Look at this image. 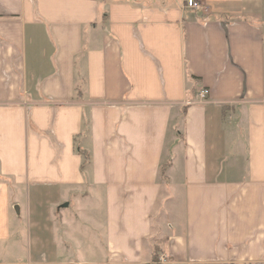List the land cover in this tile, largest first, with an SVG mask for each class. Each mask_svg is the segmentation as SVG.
Instances as JSON below:
<instances>
[{"label": "crops", "instance_id": "crops-1", "mask_svg": "<svg viewBox=\"0 0 264 264\" xmlns=\"http://www.w3.org/2000/svg\"><path fill=\"white\" fill-rule=\"evenodd\" d=\"M197 1L0 0V264H264V0Z\"/></svg>", "mask_w": 264, "mask_h": 264}, {"label": "trees", "instance_id": "trees-1", "mask_svg": "<svg viewBox=\"0 0 264 264\" xmlns=\"http://www.w3.org/2000/svg\"><path fill=\"white\" fill-rule=\"evenodd\" d=\"M90 132L89 128V120L85 121V125H83V133L84 135H88ZM75 142L77 144V153L81 156L82 162H81V171L83 174L86 173L88 168L92 165V153L88 150L83 149L80 144L78 138L75 139Z\"/></svg>", "mask_w": 264, "mask_h": 264}, {"label": "built area", "instance_id": "built-area-1", "mask_svg": "<svg viewBox=\"0 0 264 264\" xmlns=\"http://www.w3.org/2000/svg\"><path fill=\"white\" fill-rule=\"evenodd\" d=\"M186 5H187V7L192 8V9H202L201 4L197 0H186ZM209 94H210V92L208 89L201 90L198 94L199 101L200 102L205 101L208 98ZM160 261L166 262L167 258L165 256H162L160 258Z\"/></svg>", "mask_w": 264, "mask_h": 264}, {"label": "rangeland", "instance_id": "rangeland-1", "mask_svg": "<svg viewBox=\"0 0 264 264\" xmlns=\"http://www.w3.org/2000/svg\"><path fill=\"white\" fill-rule=\"evenodd\" d=\"M71 213L73 214V212L71 211Z\"/></svg>", "mask_w": 264, "mask_h": 264}]
</instances>
